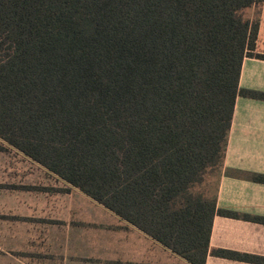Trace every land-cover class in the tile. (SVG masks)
Wrapping results in <instances>:
<instances>
[{
  "label": "trees",
  "instance_id": "obj_1",
  "mask_svg": "<svg viewBox=\"0 0 264 264\" xmlns=\"http://www.w3.org/2000/svg\"><path fill=\"white\" fill-rule=\"evenodd\" d=\"M262 1L0 0V139L204 264L213 216L240 215L194 190L223 168L235 98L264 100L238 85L243 57L264 59Z\"/></svg>",
  "mask_w": 264,
  "mask_h": 264
},
{
  "label": "crops",
  "instance_id": "obj_2",
  "mask_svg": "<svg viewBox=\"0 0 264 264\" xmlns=\"http://www.w3.org/2000/svg\"><path fill=\"white\" fill-rule=\"evenodd\" d=\"M254 52L264 55V0ZM238 85L264 92V59L244 56ZM16 151L36 169L29 175L0 171V264H190L58 176L44 181V172H51ZM228 169L264 174V100L235 98L216 207L240 216H213L204 261L264 264V183ZM217 249L255 260L220 257L213 253Z\"/></svg>",
  "mask_w": 264,
  "mask_h": 264
},
{
  "label": "rangeland",
  "instance_id": "obj_3",
  "mask_svg": "<svg viewBox=\"0 0 264 264\" xmlns=\"http://www.w3.org/2000/svg\"><path fill=\"white\" fill-rule=\"evenodd\" d=\"M258 6L253 7L249 11H246L247 17L255 18L258 11ZM19 153L8 147V145L0 140V171L2 170H9V169H20L22 171H26V173L34 174L36 165L34 166V163H32L28 158L26 159H19L16 157ZM222 171V168L215 167L208 169L206 173L203 176V179L199 186L195 188L194 192L196 193H202L205 192L206 195L210 198L214 196L215 188H216V182L217 179ZM44 181L52 182L54 181L55 175H52L51 173H45L43 174ZM38 176V175H37ZM29 177V176H28ZM3 178L0 176V180Z\"/></svg>",
  "mask_w": 264,
  "mask_h": 264
}]
</instances>
